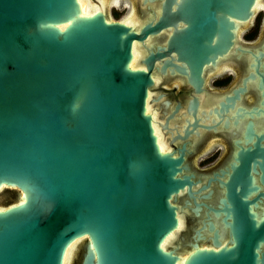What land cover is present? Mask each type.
<instances>
[{
  "label": "water",
  "instance_id": "water-1",
  "mask_svg": "<svg viewBox=\"0 0 264 264\" xmlns=\"http://www.w3.org/2000/svg\"><path fill=\"white\" fill-rule=\"evenodd\" d=\"M156 2L132 27L78 0H0V192L16 193L0 204V264H62L76 239L81 264H264V193L249 198L247 168L264 148L244 150L218 206L198 202L206 186L193 189L184 147L162 151L146 111L155 63L199 91L257 0H135ZM153 36L131 67L133 44ZM185 209L205 217L162 246Z\"/></svg>",
  "mask_w": 264,
  "mask_h": 264
},
{
  "label": "flooded vegetation",
  "instance_id": "flooded-vegetation-1",
  "mask_svg": "<svg viewBox=\"0 0 264 264\" xmlns=\"http://www.w3.org/2000/svg\"><path fill=\"white\" fill-rule=\"evenodd\" d=\"M110 2L117 5L120 0H109L108 4ZM158 5L156 2L145 7L137 3L129 7L128 15L133 10L140 21L141 17L153 16ZM235 24L227 52L219 55L214 64L204 67L199 91L184 74L171 67L162 73L161 62H156L152 69L154 84L148 98L164 150L177 154L184 147L185 164L196 182L193 189L197 191L206 186V190L196 195L197 201L210 202L215 207L224 197L225 184L240 169L244 150L252 151L255 145L264 148V0H257L250 18L235 20ZM171 32L172 29H166L162 39L167 40ZM160 40L153 36L142 46L135 44L140 53H144L145 48H155ZM142 57L140 54L136 66H141ZM167 58L176 59L177 55L172 52ZM191 102H196L194 108ZM263 163L260 156L251 158L248 163L249 174L259 191L249 196L250 199L264 193ZM209 191V199H203L202 195ZM186 199H189L186 194L178 197L180 204ZM258 205L259 213H264L263 196L258 197ZM204 210L195 216L185 209L192 230L194 224L205 217ZM180 217L185 225L184 215Z\"/></svg>",
  "mask_w": 264,
  "mask_h": 264
},
{
  "label": "bare ground",
  "instance_id": "bare-ground-1",
  "mask_svg": "<svg viewBox=\"0 0 264 264\" xmlns=\"http://www.w3.org/2000/svg\"><path fill=\"white\" fill-rule=\"evenodd\" d=\"M99 1L98 2L101 3L100 5L93 4L91 0H78V2L80 4L81 13L84 14V15H88V14H91V13L97 11V10L105 11L104 10L105 9V6L109 5L108 4L109 0H99ZM122 22H124L125 24L130 25L132 27H135L139 23V21L137 19V16H136V14H135V12L133 10L131 11V13L128 16H126L124 18V20ZM135 43L133 44V48H132L133 55H132V59L130 61V66L133 67V68L137 65L138 59H139L140 54H141L140 51H139L138 45H136ZM142 56H143V53H142ZM140 62H141V59H140ZM136 67H139V66H136ZM148 98H149V93H148ZM150 109H151V107L148 104V100H147V103H146V111L149 112V113H151L150 112ZM152 116H153V114H152ZM157 130H158V128H156L155 125H154V131H155V133L157 135V139H158V143L160 145V148H161L162 151H165L164 150L165 149V146H164L163 142L161 141L162 139H161L160 133H158ZM22 199L23 198L21 196L20 197V200H22ZM180 216H181V214L179 213V215H178V221L179 222H178V227H177L176 231L170 233L163 240L162 246H167L170 243H172L176 232L183 226V220H182V218ZM79 241H81V239H76V240H74L73 242H71L67 246V248H66V250L64 252L62 264H67L68 261H71V259L73 258V255L75 254V249L74 248H75L76 244ZM186 255L187 254L181 255L180 258H179V261L177 262V264H182L183 261H184V259L186 258Z\"/></svg>",
  "mask_w": 264,
  "mask_h": 264
},
{
  "label": "rangeland",
  "instance_id": "rangeland-1",
  "mask_svg": "<svg viewBox=\"0 0 264 264\" xmlns=\"http://www.w3.org/2000/svg\"><path fill=\"white\" fill-rule=\"evenodd\" d=\"M93 4H97L100 5L101 3H99V0H91ZM99 1V2H98ZM127 2V3H126ZM126 3V4H125ZM130 5V6H129ZM134 5H136L135 0H120V2H118L117 5L111 4V2L109 3V5L105 6V12L106 14L116 20H124V18L128 15L129 12V7H133ZM143 52H141L142 55ZM152 112V110H151ZM16 197V193L14 191L11 190H6V191H1L0 192V204H5L8 203L12 200H14V198ZM182 215H184L183 213H181ZM187 216H185L184 219V224L183 227L181 229H179L178 232V236H177V232L174 236V239L172 241V243H170V246H175V245H179L180 244V239L179 236L181 235V233L183 232V234H185L186 236H189L192 229H191V223H189L187 220ZM75 254L73 255V259L67 262V264L71 263V264H80L81 259H82V254H83V241H79L76 246H75Z\"/></svg>",
  "mask_w": 264,
  "mask_h": 264
}]
</instances>
